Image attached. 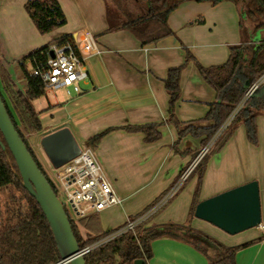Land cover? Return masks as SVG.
<instances>
[{"label":"crops","instance_id":"crops-1","mask_svg":"<svg viewBox=\"0 0 264 264\" xmlns=\"http://www.w3.org/2000/svg\"><path fill=\"white\" fill-rule=\"evenodd\" d=\"M27 1L0 0V65H4L12 77H16L15 59L64 34H73L80 44L82 32L89 30L100 44L99 54L84 53L90 80L83 84V91L70 94L65 91L70 99L38 111L42 112L43 128L31 133L35 136L44 132L41 135L44 138L68 128L76 141L81 140L87 147H90L87 144L90 138L109 127L162 122L168 118L170 95L164 79L170 68L185 63L186 51L182 44L200 63L212 66L225 63L230 57V47L242 41L238 6L230 0L218 4L211 1L182 3L169 17L176 35L148 45H143L129 30L107 31L105 0H59L67 23L46 34L38 31L28 15L24 7ZM180 86L175 110L178 119L190 122L204 118L210 104L216 101L217 93L194 62H189L182 70ZM257 95L264 98V86ZM256 121V145L249 141L246 126L241 123L223 147L210 155L201 181L200 201L254 180L258 181L264 199V111ZM160 130L162 138L149 143L143 132L116 128L93 147L106 175L124 198L121 205L89 213L97 215L103 230L118 228L128 218L146 210L172 186L205 145V135L188 134L179 139L172 123L162 125ZM50 165L55 167L52 162ZM197 185L198 174L192 173L149 224L189 223L227 246L263 237L240 249L236 260L237 264H264V231L258 227L232 235L191 216ZM81 233L94 235L82 225ZM152 251L148 264H211V249L205 254L182 238L155 239Z\"/></svg>","mask_w":264,"mask_h":264},{"label":"trees","instance_id":"trees-1","mask_svg":"<svg viewBox=\"0 0 264 264\" xmlns=\"http://www.w3.org/2000/svg\"><path fill=\"white\" fill-rule=\"evenodd\" d=\"M105 1L109 23L107 31L129 30L143 45H148L157 43L165 37L176 35L169 24V17L182 3L212 1L216 4L221 0H138L143 9L138 14L128 9L125 4V1L127 3L128 0ZM231 1L237 6L246 3L248 10L240 9L242 13L240 20L242 41L240 44L230 47L229 59L222 64L205 66L197 60L188 47L182 44L186 51L185 63L170 68L164 79L166 90L170 95L168 118L162 122L109 127L87 141L90 147H97L101 139L116 128L143 132L146 142H156L162 138L160 127L166 123L175 125L179 139L188 134L205 135V144L211 139L249 87L264 74V38H257L258 34L253 37L250 32L244 29L245 17L257 22L260 19L264 20V0ZM24 7L42 34L49 33L67 23V16L59 0H28ZM201 21L203 20H198V22ZM262 28H264V23L255 33ZM252 38L259 39V43L250 47L248 42L253 40ZM70 39H74L73 34H64L32 49L21 58L15 59L16 77H12L10 71L4 65H0L2 79L0 95L17 131L23 137L29 151L56 193L57 187L37 160L20 124L25 125L30 133H36L43 128L40 118L42 112H38L34 108L33 100L43 96L46 88L41 79L32 74V69L38 63L46 60L52 45H61ZM250 52L251 56L248 57ZM191 61L197 66L207 83L215 89L217 99L210 104V109L204 118L183 122L178 119L175 110L181 93V73L186 64ZM28 62L32 66L31 70L27 68ZM263 86L264 82L258 91ZM257 92L246 101L229 127L214 143L216 145L214 152L223 147L241 123L246 126L249 141L255 145L258 143L256 120L258 115L264 111V98L258 96ZM200 122L207 124L200 126L198 124ZM3 144L6 145V149H3ZM173 146L175 148V144ZM210 155H205L195 170V173L198 174V185L190 212L191 216L195 215L196 206L200 202L201 181ZM69 218L81 248L93 244L115 229L102 230L96 214L80 216L78 221L70 215ZM148 221L149 219L140 224L135 231L126 232L89 251L84 255L86 264H134L137 259H144L145 264H148V260L153 255L152 242L166 236L182 238L205 254H208V250L211 249L212 253L209 256L211 264H237L236 255L240 249L263 239L261 237L240 245L227 246L211 235L191 227L189 223L149 224ZM81 225L93 232L94 235L83 236ZM60 260L61 253L50 224L36 198L23 186L15 158L0 131V264H57Z\"/></svg>","mask_w":264,"mask_h":264},{"label":"built area","instance_id":"built-area-1","mask_svg":"<svg viewBox=\"0 0 264 264\" xmlns=\"http://www.w3.org/2000/svg\"><path fill=\"white\" fill-rule=\"evenodd\" d=\"M51 51H54V56L50 54ZM101 51L102 49L95 34L86 30L82 32L80 44L76 37L61 45H52L48 51L46 60L34 66L32 74L41 79L46 89L52 91L64 90L68 94L73 92L81 93L83 91L82 85L90 80V71L84 53L99 54ZM263 82L264 74L249 87L243 98L234 107L209 142L201 148L194 161L180 173L176 181L162 196L142 213L128 218L122 226L115 228L110 234L91 245L82 247L81 254L85 255L92 249L126 232L135 231L140 224L164 208L181 190L185 182L194 172V169L204 156L210 152L211 146L229 127L246 101ZM57 176L65 195L66 204L73 210L77 217L121 205L124 201V198L118 193L112 180L106 175L101 162L91 147L81 148L80 153L76 157L59 167ZM64 207L68 213L65 205ZM258 228L264 231L263 224H260Z\"/></svg>","mask_w":264,"mask_h":264},{"label":"water","instance_id":"water-1","mask_svg":"<svg viewBox=\"0 0 264 264\" xmlns=\"http://www.w3.org/2000/svg\"><path fill=\"white\" fill-rule=\"evenodd\" d=\"M50 54L54 56V51ZM0 131L15 158L23 186L36 198L50 224L61 253L57 264H86L62 201L17 131L1 95ZM42 146L55 168L73 159L81 149L68 128L46 135ZM2 147L6 149L4 144ZM195 216L232 235L259 226L262 223V205L258 181H250L201 200L196 206ZM134 264H145V260L137 259Z\"/></svg>","mask_w":264,"mask_h":264},{"label":"rangeland","instance_id":"rangeland-1","mask_svg":"<svg viewBox=\"0 0 264 264\" xmlns=\"http://www.w3.org/2000/svg\"><path fill=\"white\" fill-rule=\"evenodd\" d=\"M221 1H223V0H221ZM221 1H219V2H221ZM219 2H217L216 4H218ZM125 4L128 7V9L130 11H132L133 13L138 14V13H141L143 11L142 5H141V3L138 0H128L127 3L125 1ZM212 4H214V3L212 2ZM237 8L239 10L240 17L242 15L241 10H240L241 8H242L243 11H245V10L247 11L248 10V6L246 5V3H241ZM243 17H245V16L243 15ZM263 23H264L263 19H260V21L257 22V21H254V20L250 19L249 17H245V19H244V29L246 31L250 32L253 35V37H256V34H258L257 38L260 37V39H262V38H264V28H262L257 33H255V32L259 29L260 25L263 24ZM252 39L253 40L248 42V46H250V47H252L255 44L259 43V39H256V38H252ZM249 56H251V52L248 54V57ZM27 68H28V70L32 69V66H31L30 62L27 63ZM1 87H2V84H1ZM82 87H83V85H82ZM6 98H8V97H6ZM68 99H70V96H67L64 90L52 91V90L46 89V92H45V94L43 96H41L39 99L33 101V103H34L33 105H34V108L37 111H41V110L46 109L47 107H49L50 104L54 105L55 102H57V101L64 102V101H66ZM20 127H21L22 131L24 132L25 137L28 140V144L31 145L30 147L32 148L37 160L41 163V165H42L43 169L46 171L49 179H51V181L58 188L57 189V195H58L59 199L62 201V203H64V205L66 206V208L68 210V214L72 218H74L76 221H78L79 218L77 216H75V213L73 212V210H71V208L66 204L65 195H64V192L62 191V188H61V185L59 183L58 176H57L59 168H55L52 165H50L51 160H50L49 156L47 155L46 151L44 150V148L42 146L43 137L41 138V135H43L44 132H39L37 135L34 136V135H31V133L27 130L25 125L20 124ZM78 143H79L81 148L87 147V145L83 144L81 142V140ZM214 145L215 144H213L211 146L210 152L208 154L214 153V151L216 150V145L215 146ZM47 164H48L49 168L47 167ZM196 169H197V167L195 168V170ZM261 205H262V223H264V199L262 198V196H261ZM155 216H153V218L149 219L148 222H151L155 218ZM191 227H193V226L191 225ZM80 228H81V226H80ZM101 228H102V226H101ZM102 230H103V228H102ZM83 232L85 233L84 229H83Z\"/></svg>","mask_w":264,"mask_h":264},{"label":"bare ground","instance_id":"bare-ground-1","mask_svg":"<svg viewBox=\"0 0 264 264\" xmlns=\"http://www.w3.org/2000/svg\"><path fill=\"white\" fill-rule=\"evenodd\" d=\"M257 90H258V89H257ZM257 90L255 91V93L257 92ZM255 93H254V94H255ZM254 94H253V95H254ZM253 95H252V96H253ZM252 96H251V97H252ZM79 153H80V152H79ZM75 157H76V156H75ZM194 170H195V169H194ZM261 224H262V223H261ZM257 227H258V226H257ZM80 248H81V246H80ZM81 249H82V248H81Z\"/></svg>","mask_w":264,"mask_h":264}]
</instances>
